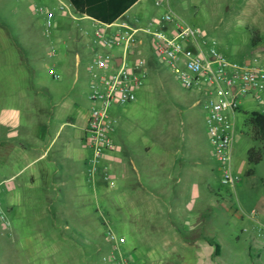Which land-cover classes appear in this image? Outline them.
I'll return each instance as SVG.
<instances>
[{"label":"rangeland","instance_id":"1","mask_svg":"<svg viewBox=\"0 0 264 264\" xmlns=\"http://www.w3.org/2000/svg\"><path fill=\"white\" fill-rule=\"evenodd\" d=\"M40 5L47 7L41 0H0V113L7 108L19 109L23 127L32 130L48 122L54 113L59 117L74 115L78 110L89 113L93 106L91 60L82 51L83 41L93 39V22L78 21L68 11L75 38L69 47L57 45L55 37L62 31L61 20L55 18L48 34L45 19L37 11ZM50 9L57 16L61 13L57 8ZM169 13L214 37L229 60L264 66V0H144L125 18H137L142 25L153 21L155 27H160ZM73 14L79 17L74 11ZM141 48L144 58L150 62L144 86L137 92L135 102L111 109L118 121L113 139L121 145L124 161H133L139 166L155 160L163 151L164 138L170 143V150L181 151L182 154H176L178 158L186 159L189 147L198 145L211 179L214 200L211 203L206 193L198 200V206L203 208L204 225L197 235H189L184 230L190 214L184 207L182 214L175 217L177 235L181 239L188 234L189 238L201 236L217 242L221 249L218 255L214 252L216 264H264V244L259 237L264 230V142L254 139L247 122L253 112L264 113V104L249 98L241 100V111L236 116L233 160L234 171L241 173L242 180L235 188L223 185L207 132L202 104L204 91L187 90L181 85L173 72L160 63L151 37L144 38ZM51 53L55 55L50 56ZM115 53L120 51L116 49ZM60 122L52 120L51 127H58ZM0 133V146H5L4 132L0 130ZM84 146L87 156L84 170L90 178L92 150ZM252 148L262 153L263 161L249 174L248 152ZM5 156H0L2 170L4 162H15L16 152ZM3 175L0 171V264H109L104 261L111 251L107 238L109 227L129 240L134 237L128 229L116 226L115 222H119L116 205L121 198L103 178L96 190H90V199L83 202L84 214L76 201L32 197L14 200L18 226L11 228L12 197L8 185L1 183ZM175 203L170 201V205ZM163 208L168 210L167 205ZM155 218L160 220L159 216ZM164 219L170 220L171 216L166 215ZM128 227L131 226L128 224ZM160 232L159 224L153 223L152 227L147 225L141 232L133 233L140 241H146L149 235L154 239V246L139 247L140 254L153 259L162 252L182 253L175 241L169 248L163 247L159 237L166 233ZM95 247L100 248L96 254ZM171 261L169 264H181V257L175 255Z\"/></svg>","mask_w":264,"mask_h":264},{"label":"crops","instance_id":"2","mask_svg":"<svg viewBox=\"0 0 264 264\" xmlns=\"http://www.w3.org/2000/svg\"><path fill=\"white\" fill-rule=\"evenodd\" d=\"M41 1L45 2L47 7L58 10L61 4L66 5V8L56 17L61 20L62 27L60 34L55 37L57 45L64 44L69 47L70 41L75 38L69 16L66 14L68 11L71 10V15L78 21L89 20L93 24L99 22L77 12L69 0L70 4L65 0ZM142 1L144 0L135 3L116 22L131 21L132 19L125 18L126 15ZM73 11L79 17L74 15ZM163 26L160 25V27ZM165 26L169 28L168 25ZM95 40L94 35L93 39L84 40L82 43L83 55H89L90 60L96 49ZM87 118L88 113L80 110L75 111L74 115L69 113L63 117L54 113L48 122L32 130L23 127L22 113L19 109L7 108L1 111L0 130L4 132L6 142L5 146H0V156L16 152L14 162L16 165L6 161L3 170L0 169L4 173L1 183L8 185V192L12 197L9 205L11 228L15 229L16 225L18 226L14 213L17 204L14 200H22L24 197L76 201L78 203L76 206L83 214L85 213L86 204L83 202L90 199V190L92 188L96 190L97 184H101L102 179L100 177L91 179L85 175L84 163L87 156L82 140ZM52 120L61 122L58 127L52 128ZM166 139L164 138V144H162L163 151L157 154L158 157L155 160L143 162L139 166L133 161L128 163L124 161L121 145H118V152L109 162L111 175L116 181L114 189L119 192L118 196L121 198L116 205L119 215V222H115L116 226L128 229L134 236L133 239L130 237V240L125 236L128 239L125 251L133 264H169L175 255L181 257V264H208L209 261L216 264L213 259L215 250L211 240L201 236L189 238L192 233L197 235L196 233L201 231L204 225L203 208L202 205L198 206V200L202 199L205 193L210 196L211 203L214 200L211 179L205 171L207 167L202 152L198 145L192 144L187 158L185 159L184 156L178 158L176 154H182L181 151L170 150V143H166ZM4 160H7L6 156ZM127 191L131 193L128 195ZM173 200L177 203L170 205V201ZM165 205L168 210L163 208ZM184 207L187 212H190L184 224L186 227L184 230L189 235L184 234L181 239L176 232L178 222L175 217L178 218L182 214ZM166 215L171 216V219H164ZM156 216H159L160 220H157ZM153 223L159 224L160 231L166 233L162 237L160 235V244L169 248L175 241L178 247H181L182 253L164 254L162 252L160 256L153 259L140 254L139 247L142 244L154 246L155 242L150 235L147 237L148 240L140 241L139 237L133 233L141 232L147 225L152 227ZM99 251L100 248H94L95 254Z\"/></svg>","mask_w":264,"mask_h":264},{"label":"built area","instance_id":"3","mask_svg":"<svg viewBox=\"0 0 264 264\" xmlns=\"http://www.w3.org/2000/svg\"><path fill=\"white\" fill-rule=\"evenodd\" d=\"M65 7L61 4L58 11ZM37 11L45 19L46 32L51 34L57 13L44 6H39ZM161 25L169 28L155 27L153 21L142 25L137 18L113 24L94 23L96 49L89 64L93 106L88 113L83 137L84 145L92 150L88 176L91 179L101 177L112 187L116 186L109 162L119 149L113 139L118 121L111 109L135 102L137 92L144 86L148 61L141 46L143 37L149 36L160 63L173 72L181 85L187 90L204 91L202 104L207 132L220 166L222 184L235 188L242 180L241 173L234 171L236 116L244 98L264 104V66L229 60L220 51L214 37L171 13L163 18ZM116 49L120 54L115 53ZM54 77L58 78L56 74ZM1 218L5 219L3 215ZM259 237L264 244V230ZM107 238L111 251L104 261L133 264L124 251L126 237L109 227Z\"/></svg>","mask_w":264,"mask_h":264},{"label":"trees","instance_id":"4","mask_svg":"<svg viewBox=\"0 0 264 264\" xmlns=\"http://www.w3.org/2000/svg\"><path fill=\"white\" fill-rule=\"evenodd\" d=\"M77 12L86 15L94 20L106 24L115 23L123 14H125L139 0H69ZM248 124L252 129V135L255 140L264 142V113L253 112ZM263 161V155L260 151L252 148L248 152L249 174L254 173V167ZM215 255L220 252V245L213 242Z\"/></svg>","mask_w":264,"mask_h":264}]
</instances>
